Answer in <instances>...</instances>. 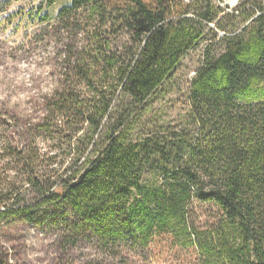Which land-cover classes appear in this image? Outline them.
I'll return each mask as SVG.
<instances>
[{
	"label": "trees",
	"instance_id": "16d2710c",
	"mask_svg": "<svg viewBox=\"0 0 264 264\" xmlns=\"http://www.w3.org/2000/svg\"><path fill=\"white\" fill-rule=\"evenodd\" d=\"M15 1L0 0V15ZM227 1L72 0L53 23L6 17L36 19L62 50L41 116L0 142L13 175L0 176V224L50 221L56 264L81 244L97 254L83 264H264V4ZM200 44L181 124L136 135L149 100ZM62 131L69 175L48 182L34 141Z\"/></svg>",
	"mask_w": 264,
	"mask_h": 264
},
{
	"label": "rangeland",
	"instance_id": "374dc122",
	"mask_svg": "<svg viewBox=\"0 0 264 264\" xmlns=\"http://www.w3.org/2000/svg\"><path fill=\"white\" fill-rule=\"evenodd\" d=\"M239 0H228L227 6L233 8ZM244 1V0H241ZM72 0H19L12 3L8 11L0 15V142L19 130L22 124H29L41 116V97L47 94L58 78V54L62 50L60 38L40 31L37 20L24 21L19 18L7 19L17 12L46 13L53 23L60 8L69 7ZM264 4V0H263ZM45 26V25H43ZM200 44L180 60L171 80L160 87L147 103L146 111L134 132L136 135L154 132L155 126L176 127L184 115L185 100L189 80L200 67L202 59ZM13 118V123L7 119ZM14 124H18L14 128ZM157 130V129H156ZM66 131V130H65ZM31 138V137H30ZM29 142L22 140L19 146ZM1 144V143H0ZM34 147L40 155L38 170L48 182L60 183L69 175V160L73 157L65 133L58 132L36 137ZM1 156V146H0ZM0 161V176L13 177ZM6 171V173H3ZM22 176L16 179L20 184ZM24 193L22 200L31 201L33 196ZM0 200L7 202L6 193ZM10 204V202H8ZM197 214H208L205 208L195 206ZM66 211L49 210V216L62 218ZM203 221V218L200 222ZM50 221L36 220L32 223L13 221L0 224V254L7 264H56L54 244L57 229ZM69 261L65 264H83L86 260L96 259V251L89 246L79 245L70 251Z\"/></svg>",
	"mask_w": 264,
	"mask_h": 264
}]
</instances>
